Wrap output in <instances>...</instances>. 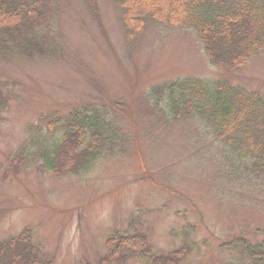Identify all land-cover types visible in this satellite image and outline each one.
I'll use <instances>...</instances> for the list:
<instances>
[{
    "label": "rangeland",
    "instance_id": "1",
    "mask_svg": "<svg viewBox=\"0 0 264 264\" xmlns=\"http://www.w3.org/2000/svg\"><path fill=\"white\" fill-rule=\"evenodd\" d=\"M94 2L92 16L89 0H61L48 25L55 57H0L10 98L0 109V242L26 232L43 264H99L111 235L139 234L155 254L181 252L179 264H248L221 245L264 243V167L255 172L240 146L216 141L202 120H171L152 94L190 78L264 98V49L230 72L207 60L191 29L147 19L129 44L116 0ZM91 107L106 108L119 139L87 168L67 154L55 174L48 160L58 133L43 141L29 129L44 133L39 117Z\"/></svg>",
    "mask_w": 264,
    "mask_h": 264
},
{
    "label": "trees",
    "instance_id": "2",
    "mask_svg": "<svg viewBox=\"0 0 264 264\" xmlns=\"http://www.w3.org/2000/svg\"><path fill=\"white\" fill-rule=\"evenodd\" d=\"M60 2L0 0V57H55L57 44L51 38L56 29L48 25ZM116 5L129 44L149 19L167 27L193 30L207 60L230 72L264 49V0H116ZM89 9L95 15L94 0H89ZM4 87L0 81V109L10 99L8 87ZM152 101L164 104L171 120H202L216 141L240 146L239 154L254 162L255 172L264 167V98L257 92L226 81L186 78L154 89ZM46 115L39 117L44 133L37 126L28 132H37L43 141L58 133V140L52 139L53 155L48 160L49 169L57 175L63 171L67 154L71 155L69 160L87 168L119 139V130L104 107L77 109L62 116L55 112ZM20 154L13 161L19 163ZM25 234L0 242V264H43L34 256V246L23 243ZM107 242V254L99 264H121L129 258H144L148 264H179L182 256L178 251L153 253L146 238L139 234L115 233ZM221 246L235 249L249 260L248 264H264V243L251 245L235 239Z\"/></svg>",
    "mask_w": 264,
    "mask_h": 264
}]
</instances>
